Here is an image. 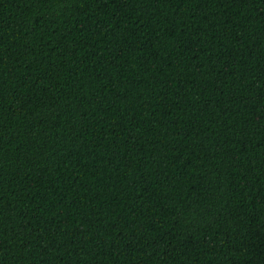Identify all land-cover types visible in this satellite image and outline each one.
<instances>
[{
    "label": "trees",
    "instance_id": "1",
    "mask_svg": "<svg viewBox=\"0 0 264 264\" xmlns=\"http://www.w3.org/2000/svg\"><path fill=\"white\" fill-rule=\"evenodd\" d=\"M0 264H264V0H0Z\"/></svg>",
    "mask_w": 264,
    "mask_h": 264
}]
</instances>
